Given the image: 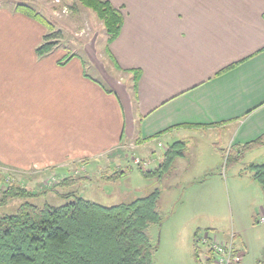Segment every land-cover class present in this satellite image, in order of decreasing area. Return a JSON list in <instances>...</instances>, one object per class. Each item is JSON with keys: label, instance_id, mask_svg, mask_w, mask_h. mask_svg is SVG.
<instances>
[{"label": "crops", "instance_id": "1", "mask_svg": "<svg viewBox=\"0 0 264 264\" xmlns=\"http://www.w3.org/2000/svg\"><path fill=\"white\" fill-rule=\"evenodd\" d=\"M105 1L124 15L109 46L123 85L90 80L83 61L66 62L65 53L39 57L45 26L17 7H0V163L10 174L47 163L56 165L54 173L77 162L88 168L130 145L148 156L160 139L186 147L196 138L200 151L193 159L199 162L208 160L205 148L214 158L224 147L264 134V0ZM256 213L264 214V206ZM171 217L160 225L163 231ZM181 220L180 236L166 235L167 242L180 243L179 252L168 247L158 264H186L196 232L210 231ZM252 227L255 244L232 233L240 264H264V224Z\"/></svg>", "mask_w": 264, "mask_h": 264}, {"label": "rangeland", "instance_id": "2", "mask_svg": "<svg viewBox=\"0 0 264 264\" xmlns=\"http://www.w3.org/2000/svg\"><path fill=\"white\" fill-rule=\"evenodd\" d=\"M20 5L31 7L51 24L50 29L45 27L46 34H53L55 37L53 51L59 54L65 53L66 62L79 58L83 61L85 74L90 80L98 81L105 86L109 84L108 80L115 82L116 86L123 85L125 78L120 79L113 68L109 57L110 49L108 51L110 46L107 44L108 34L95 12L85 8L79 0H0V7L18 8ZM196 140V138L189 140L184 151L185 157L177 158L180 160L176 161V159L173 163L176 167H172L163 177L149 179L143 177L137 166L133 164V160L155 158V164L147 170L155 169L161 161L159 154L173 143L172 140L166 139L153 141L149 145L148 156L146 153H137L138 149H133L130 145L106 154L104 158L107 160L95 161L88 168H85L84 162H77L78 164L74 163L77 165H70L68 168L62 166L65 169L56 173L53 169L56 165L47 163L40 165L38 170L25 169L20 170L18 175H12L0 163V188L3 189L9 184L8 176L28 190L39 192H43L44 187L55 186L66 175L75 178L77 183L70 186H59L39 197L28 198L29 202L41 207L65 205L76 200V196L113 206L130 203L156 190H161V212L164 220L173 215L175 219L170 220L171 223L165 226L164 231L160 225L150 229L153 246L157 248L155 264L159 263L168 247L179 252L180 243L171 239L167 242L166 235L169 230L170 234L180 236L181 226L184 224L181 218L193 220L198 224L197 227L216 232L221 238L237 231L240 237L248 238L255 244L258 231L252 227V224L257 222L254 212L259 213L260 207L264 206V193L262 186L253 179L248 167L252 163H264V151L250 153L242 162L229 163L227 166L225 152L229 151L228 149L224 147L223 153L213 158L210 151L205 148L202 150V155H206L208 160L198 162L193 159V154L200 151V145ZM118 157L121 158V163L116 159ZM52 161L54 160H49ZM119 163L121 166H117ZM110 164L112 166L110 172H105V167ZM195 164L196 167L193 168ZM128 166H132L128 174L117 182H108V177L117 171H123ZM96 173L104 174L100 176ZM207 173L209 175H206ZM197 175L199 178H195ZM23 202L24 198H18L0 207V218L15 213ZM237 239L240 240L239 236ZM199 249L201 256L208 252L207 247L200 242ZM252 257L254 256L250 258ZM259 258L262 257L259 255ZM184 259L186 264H196L193 249L187 252Z\"/></svg>", "mask_w": 264, "mask_h": 264}, {"label": "trees", "instance_id": "3", "mask_svg": "<svg viewBox=\"0 0 264 264\" xmlns=\"http://www.w3.org/2000/svg\"><path fill=\"white\" fill-rule=\"evenodd\" d=\"M79 2L96 13L108 34V46L113 43L123 28V13L109 1ZM18 10L51 28V24L31 7L20 5ZM54 38L53 34L44 36L37 49L39 57L53 51ZM138 77L139 72L134 77L135 90ZM263 146L264 134L251 142L232 146L225 152L226 165L242 162L247 154ZM184 151L185 144L176 142L163 153L155 169L147 170L142 164H133L145 178L163 177L175 160L185 155ZM131 168L117 171L107 178L108 182H117ZM248 170L264 193V163H252ZM9 181L6 187L0 188V207L18 198H24V202L15 213L0 218V264H155L157 248L153 246L150 229L164 221L159 190L130 203L113 206L76 196V200L65 205L41 207L29 202L28 198L39 197L59 186H70L77 183L75 178H64L51 188L44 187L43 192L28 190L15 179ZM199 233L200 230L196 232L193 244L195 262L208 264L200 255Z\"/></svg>", "mask_w": 264, "mask_h": 264}, {"label": "built area", "instance_id": "4", "mask_svg": "<svg viewBox=\"0 0 264 264\" xmlns=\"http://www.w3.org/2000/svg\"><path fill=\"white\" fill-rule=\"evenodd\" d=\"M161 143H159V146ZM143 159V158H142ZM135 165H143L146 169H150L155 164L156 160L146 159L141 160L140 158H134ZM154 161V162H153ZM153 162V164H152ZM38 168V165H35ZM10 176L8 179L10 180ZM12 179V178H11ZM257 223L264 224V214L256 217ZM199 242L205 245L208 252L202 257L208 264H240L242 261L241 254L237 251L235 246V234H231L228 240H222L217 237L215 232L212 231H200Z\"/></svg>", "mask_w": 264, "mask_h": 264}]
</instances>
